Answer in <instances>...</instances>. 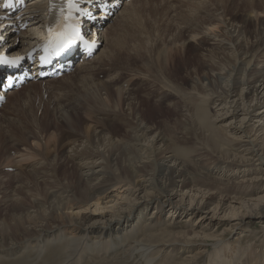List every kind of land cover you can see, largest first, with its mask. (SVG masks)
I'll use <instances>...</instances> for the list:
<instances>
[{"label":"bare ground","instance_id":"1","mask_svg":"<svg viewBox=\"0 0 264 264\" xmlns=\"http://www.w3.org/2000/svg\"><path fill=\"white\" fill-rule=\"evenodd\" d=\"M57 1L30 0L28 7L22 12L24 16L21 19L31 23L23 30L18 29L16 17L3 18L1 15L6 12H1L0 32L3 33H0V54L23 59L22 55L31 48L32 41L45 35L41 25L45 24L47 16L51 21L57 6L65 2ZM138 1L140 0H129L124 3L123 0H85L82 7L86 15L90 16L86 24L93 22L91 35L87 34L85 39L96 44L97 50L101 49L93 55L95 46L83 49L76 43L74 54L72 53L73 61L79 58L75 70L90 66V71L94 74L95 70L102 72L103 69L118 70L117 67H120L118 71L129 73L122 81L118 83L120 76H117V71L109 74L107 72L104 79L97 78L98 80L93 82L92 91H85V96L90 95V98L79 100L74 108L70 105L67 109L62 106L60 111L57 108L59 114L54 124L62 130L58 135L48 129L49 123L43 125L48 131L39 135L40 129L37 131L32 121L27 125L18 119L15 123L2 117L0 123H3L5 129L3 127L2 130H5L6 134L0 136V142L5 141V148H8L6 143H10L13 148L8 149L4 165L18 167L22 175H27L31 168L36 172L38 168L39 177H43L41 181L48 185V188L42 195L46 201L33 199L27 203L23 196L20 202L12 204L13 213L8 216V222L0 226V264H264V138L262 140L258 135L264 130V61L260 59V46L239 41V33L234 37L223 36L211 34L214 27L193 26L196 32L188 33H192L189 34L191 38L199 36L195 45L200 47L203 53L216 49L222 56L231 58L236 65L233 63L227 69L218 67L214 75L224 79L220 80L221 82H226L221 87L213 88L203 95L197 92L187 93L182 88L183 85L180 87L176 82L175 85L168 76V71L173 69L174 63L184 61L186 44L178 43L180 47L176 41L170 46H160L153 39L159 46L154 49L153 54L149 48L143 46L148 43L140 41L142 37H129L127 33L128 40L123 42L114 34V30L122 28L121 23L124 28L131 25L132 28L136 27L138 19L142 18L138 17ZM101 5L108 6L106 17L97 11ZM32 12H36L35 16L28 17L27 13ZM55 18L59 24L57 15ZM112 20L119 24L114 22L115 25L111 23L113 26L109 27L108 24ZM141 28L145 31L144 27ZM5 33L7 38H4ZM141 46L148 53V60H145ZM81 57L83 59H80ZM119 57L125 58L126 61L137 57L142 59L143 62H140L149 74L145 79L148 76L156 81L154 89L158 86L160 90L157 89L159 93L155 94H161L160 98L153 100L154 93H146L145 96L140 94L137 98L125 91L123 83L127 85L128 81H132L133 73L128 69L129 66L125 68L124 65H117ZM137 66L136 72L140 68ZM215 67L213 69L217 68ZM155 68L157 76H154L156 73L153 74ZM14 69L13 64L0 62V94L7 98L13 94L15 88L6 93L1 90V86L5 77L13 74ZM241 72L244 76L247 74L246 78L240 77ZM90 74L85 75L91 78ZM142 74L138 70L140 78ZM142 77L144 78L145 74ZM151 80L147 82L150 84ZM204 91L207 92V89ZM171 95L180 100L188 96L193 104L194 115L201 131L197 130V137H201L195 146L188 145L191 136L172 141L157 127L158 123L169 120L163 117V114L175 108L169 102ZM210 97L214 98V101ZM129 99L136 102L126 104V111H129L127 113L122 105ZM229 109L234 119L240 118V126H230L227 133L225 126L220 128L216 121ZM77 111L81 112L82 118L76 115ZM222 111L224 113L220 114ZM248 117V122L256 119L254 122H258L257 129H253L254 124L248 129V122H244ZM155 118L160 120L155 122ZM259 121L263 123L260 124ZM112 122L114 123L111 124ZM242 125L245 126L241 128ZM126 127H130L132 131L124 132ZM252 130L253 135H249ZM110 133L120 134L129 140L133 145L132 149L111 143L105 151L100 150L106 135L111 139ZM243 137L247 139L243 140ZM68 147L71 148L69 152L66 150V159L70 162L78 159V162L73 164L78 180L75 177L76 182L62 185V178L56 170L38 156L40 152H58ZM122 152L128 164L122 168H113L117 163L114 161L119 160ZM131 152L133 155L129 156ZM98 159L101 161L98 162ZM33 163L39 166L35 167ZM47 165L50 167L48 170ZM28 167L31 168L26 170ZM46 171L49 172L47 176ZM69 171H62L64 179L67 174H71ZM22 184L19 189L25 187ZM30 204L34 205L32 210L29 209ZM210 205V210L205 211ZM50 207L52 210L49 212L47 210ZM93 211H97L98 215L94 216ZM202 211L203 216L200 215ZM196 214H199L197 218ZM253 219L261 223L260 231L263 236L257 241L245 244L244 241L247 242L256 236V233H247L243 229ZM219 227H222L220 231Z\"/></svg>","mask_w":264,"mask_h":264},{"label":"rangeland","instance_id":"2","mask_svg":"<svg viewBox=\"0 0 264 264\" xmlns=\"http://www.w3.org/2000/svg\"><path fill=\"white\" fill-rule=\"evenodd\" d=\"M229 1L230 0H179V1L178 0H140L136 3L138 6V7L137 6L136 7H137V11H139L138 17L140 16V18L141 17L142 18H141V20L138 19L139 22L136 24V27L132 28V25H131V26H127L126 28H124L122 23H121L120 26L122 28L118 27V29L116 31L114 30L113 32L123 42L128 40V38H126L127 36L130 37L131 35H133V36H135V38L142 37L143 39L140 38V41H146L148 43L147 45L145 44L143 46H145L147 49L149 48L148 50L150 52L152 51L151 53H153V51L155 52L154 49L159 47V46H157L158 44L160 46H166V45L170 46L171 44H174L176 41H177L176 42L177 44L178 43H181V45L186 44L185 45L186 49L184 51V57H183L184 61L182 63L181 62L180 63H174L173 69L168 71V76L172 79V80L171 79L170 80L175 85H177L176 83H178V85H180V87H182V85H183L182 88L184 90H186L187 93L188 92H193V93L197 92L198 94L203 95L205 92L206 94H208L211 90H213V88H216L219 86L221 87L222 85H224L226 83L225 81L224 82L220 81V80H224V79H221L220 77L216 78V75H214L215 72L217 71L218 67L222 66L223 68L227 69V67L230 68L233 63H234V65H236V63L231 58L228 59L227 55L222 56V54H220L218 51H216V49H212L209 53L204 52L205 55H203L204 53L200 49V47H197L195 45V42L199 40V38H198L199 36H195V38H191L189 35V34H192L193 32H196L195 31L196 28H193V26L198 27V25H199L201 27L204 26L205 28L214 27L210 33L211 34H219V35H223V36L234 37L236 35V33H239V36H238L239 41L243 40L244 42H247L249 45H252V43H253V44L260 46V51H261L260 59L262 61H264V32H263L264 31V16H263L264 15V0H245V2H244V0H231L230 2ZM243 9H245V10H243ZM98 10L99 9L97 8V11ZM255 12L257 14H255ZM245 15H247V16H245ZM114 22L116 23V21H114ZM114 22H113V20L110 21L108 24L109 27L112 24L115 25ZM195 23H196V25H195ZM257 23H258V25H257ZM116 24H119V23H116ZM186 24H188V25H186ZM218 24H219V26H218ZM108 25L106 27H108ZM141 27H144L145 31H143V29ZM128 28H132V29H128ZM137 28H138V31H137ZM164 28H165V31L163 30ZM104 29H105V27H104ZM151 29H152V31H150ZM158 29H159V31H157ZM160 29L163 31L160 32L161 31ZM175 29L177 32L175 31ZM254 30H256V31H254ZM168 31H169V34L171 37L168 36L169 35ZM157 32H158V34H157ZM188 32H192V33H188ZM127 33H129V35L126 36ZM180 33H181V35H180ZM87 34H88V31L84 35L85 38H86ZM122 34H123V36H122ZM124 34H125V36H124ZM173 34H177V35L175 36ZM186 34H188V35H186ZM187 36H189V37H187ZM251 36L253 37V39ZM123 37H125V38H123ZM156 37H157V39H156ZM166 37H167V39H169V41L166 39ZM176 37L178 39H175ZM257 37H258V39H257ZM163 38H164V40H163ZM170 38H171V40H170ZM153 39H154V41H156L157 45L155 44ZM173 39H175V40H173ZM179 39H180V41H179ZM182 39H184L185 41ZM231 39L233 40V38H231ZM172 40H173V42H172ZM161 41H163V42H161ZM166 41H168V42L171 41L172 43L171 42L168 43ZM164 43H165V45H164ZM13 44H15V42ZM142 44H144V43H141V45ZM177 44L175 45L177 48H179V46L181 47V45L178 44L179 46H177ZM153 45H156V46L153 47ZM143 46L140 47V50L142 52L144 51L143 52V53H145L144 58H145V60H148V57L146 56V55H148V53L142 49ZM1 47L2 46H0V48ZM100 49L101 48H98V50L96 49L95 51L98 52ZM11 50L15 51L16 49H11ZM94 53H93V55H94ZM196 54L198 56H196ZM146 57H147V59H146ZM117 59L120 60L117 64L118 66L124 65L125 68H128L127 66H129L128 69L131 70L133 74H136L134 76L132 73H130V74H132V81H128L127 85L125 82L123 83L124 84L123 88H126L125 91L130 92V95L132 93V95H131L132 97L136 96L137 98H139L140 94H141V96H145L146 93H150L151 95H152V93H154V95H152V96H154V97H152L153 100L160 98L161 94L156 95L159 93V90H160L158 88V86L156 85L157 89H159L158 91L156 88H155L156 90L154 89L156 81L152 77H150V79H149L148 76H147V79H145L146 75H149V74L146 73L145 68H144L145 66H143L141 63V62H143L142 59H139V57L134 58L135 61L133 59L126 61V59L123 57H119ZM153 61L154 60L152 59V62ZM227 62H229L230 64H228ZM124 63H126V64H124ZM219 63H220V65L218 66ZM139 64H141L142 66ZM154 65H155V63H153V66ZM229 65H231V66H229ZM136 66H137V68L140 67L139 69H137V72L135 70ZM213 66L214 67L216 66L217 68L215 67L216 69H213L214 68ZM133 68H134V70H133ZM141 68H143V69H141ZM117 69L119 70L120 67H117ZM156 69L157 68H155L153 71V74L156 73L154 76H157V72H156L157 70ZM90 70H91L90 66H86L85 68L80 69V70H74L73 72L72 71L67 72V74L64 75L66 78L64 76H61L62 78L59 76V77H53V78H49V79H40L38 81H36V80L35 81H29L26 83V85L21 86L19 88H16L12 92L13 94L10 95L8 98L6 97V101L0 106V121L2 122V117H5L8 120L13 121L15 123L18 120L24 121V124H27V125L34 122L33 124L37 128V131L40 129L38 131L39 135H43L46 131H48V129L52 130L53 132H55L56 135H58L57 133H60V131H62V130H59L57 128V125L55 126V124H54L56 117L59 114L58 109L60 111L62 106L67 109L68 105H70L72 108H74L75 103H77L79 100L84 99V98H87V99L90 98V95L86 94L87 97L85 96V91H92L93 90V82L97 81L98 79H102V78L104 79L106 77L105 74H107V72L109 74V72L114 73L115 71H117L118 72L117 76H120V78L118 79V83L123 80L122 79L123 77H125L127 74H129L127 72H124V73H126V74H124L123 72H121V70L118 71L115 68L113 70H109V71L107 69L106 70L103 69L102 72H100V70H98V71L95 70L96 72L93 71L94 74ZM138 70H139V73L141 71V74H142V72H144L143 73V74H145L144 78L142 77L143 74H142L141 78H140V76H138ZM80 71H81V73H80ZM134 71H135V73H134ZM211 71H214L213 74L210 73ZM222 72H224V71H222ZM88 73H91L90 74L91 78L86 76V75H88ZM241 73L242 74L240 75V77L243 78V76H244L243 72H241ZM223 75L224 74L222 73V76ZM226 75L227 74H225V76ZM246 75L244 76V78H246ZM79 76H80V78H79ZM137 76H138V78H136ZM151 78L153 79V81L151 80ZM150 80H151V83H150L151 86L149 87ZM81 81H83V82H81ZM145 81H146V84H145ZM147 81H149V82H147ZM154 81H155V84H154ZM220 82L223 84H221ZM53 83H54V85H53ZM118 83H116V85H115L116 87H117ZM143 83H144L145 87H144ZM201 83L204 84L203 85L204 87L206 85L205 88L207 89V92L204 91L206 89L202 86ZM52 86H54V87L51 88ZM88 86H89V88H88ZM202 87H203V89H202ZM150 89H151V92H150ZM217 90H219V88ZM144 91H145V93H143ZM147 91H149V92H147ZM40 92H41V94H39ZM155 92H156V94H155ZM160 92H162V91H160ZM217 94H219V93H217ZM162 95H163V93H162ZM173 97L171 95L169 102L172 104V106L174 105L175 108L168 110V111H166V113L163 114V117H165L169 120H167L165 123H163V122L158 123L159 125H157V127L160 128V130L162 131V134L165 137H167V135H168V138L170 137V139H172V141H180V140L186 139L187 137H185V136H187V135L191 136V138L189 139V141L191 143L189 142L188 145L195 146V144L198 141H200L201 136L197 137V134H198V132H201V131L199 130L197 120H196L195 115H194L193 104L189 100L190 98L188 96L184 97L181 100L178 97L177 98H175V96H173ZM48 98H49V100H48ZM210 98L214 101V98H212V97H210ZM177 99H178V101H177ZM179 101H181V103H179ZM54 102H55V104H54ZM130 102L133 103L136 101H134L133 99H129L125 104L122 105V108L124 111H126V108L128 107L126 104H129ZM175 102H176V105H175ZM170 103H167V104H170ZM49 106H51V108ZM218 108H219V106H218ZM75 113L79 118L83 117V115H81L80 111H77ZM127 113H129V111ZM223 113H224V111H222L220 114H223ZM230 114H232V111H230V109H229V111H226L223 116H219L217 121H216V124L218 126H220V128L223 129V126H225L224 128L226 129L225 131L227 133H229V128H231L230 126H232V127H235L237 125L240 126V124L238 123V120L240 118L234 119L232 117V115H230ZM45 116L47 119L45 118ZM176 118H177V120H176ZM45 119H46V122H45ZM132 119L133 118L130 115V120H132ZM158 119L159 118H155L154 121L156 122ZM48 120H50V121H48ZM248 120H249V117L246 118V120L244 122H248ZM255 120L256 119L249 121L247 123V124H249V125H247V126H249L248 129L251 128L252 124H254L253 129H257L258 122L257 123L254 122ZM115 122H118V121H115ZM176 122L178 125L176 124ZM47 123H49L50 125L48 126V129L46 130V128H45L46 126L44 127L43 125H45ZM113 123L114 122H112L111 124H113ZM259 123L261 124L263 122L259 121ZM51 125L52 126L54 125V126L51 128L50 127ZM0 126H1L0 136L2 137L3 135L5 136L6 133L4 132L5 130H2L4 127L3 123H0ZM244 126L245 125H242L241 128H243ZM172 127L174 128V132H173ZM263 127H264V124H263ZM4 129H5V127H4ZM54 129L56 131H54ZM102 130L104 131L103 128H102ZM197 130H198V132H197ZM70 131H72V130H70ZM123 131L130 133L132 130L130 127H126L123 129ZM168 131L170 133H168ZM253 133H254V130H252L249 135H253ZM109 135H110L111 139H108L109 136L106 135V138L104 140V144L101 146L100 150L104 149V151H105L108 147H110L111 143H116L118 145V147L126 146L128 149H132L131 148V147H133V145H131L132 143L129 142V140L123 138L122 135H120V134L117 135L116 133H114V134L110 133ZM258 135H260V137H262V140H263L264 130H261L258 133ZM197 139H199V140H197ZM246 139H247V137H243V140H246ZM1 142H2V145H1ZM1 142H0V226H1V224L5 225L6 222H8V219H7L8 216L11 213H13L12 204H15L17 201L20 202L22 200L23 196L25 197L27 203H28V201L33 200V199H35V201L36 200L39 201V199H41L40 200L41 202L46 201L42 195H43L44 191H46L48 188V185H46L45 183H42L41 180L43 179V177L42 178L39 177L40 173H38L39 172L38 168L37 169L35 168L36 172H37L36 173L34 170H32L31 167H28V168H26V170L31 168V171H28L27 175H22L19 173L18 167L5 166L4 165L5 155L8 152V149H13V148L9 145L10 143H6V147L8 146V148H5V146H3L5 141L3 142V140H1ZM2 147L4 150H2ZM70 148L71 147H68L66 149H62L61 151H58V152H60V154L58 152H52V153L51 152H49V153L40 152L39 156H38L39 158H41V160H44L45 163L46 162L50 163V167H52L53 170L54 169L56 170L59 177L62 178V180L60 181V182H62V185H66L67 183H71V181H75V177H76V180H78L77 179V172H76L75 166H74L75 163L78 162V159H75L74 161H72L73 163L70 162L68 159H66V155H65L67 153L66 150H68V152H69ZM2 152H3V155H2ZM11 152H13V151H11ZM115 154H116V151H114V155ZM1 155H2V157H1ZM132 155H133V153L131 152L129 154V156H132ZM125 158L126 157H123V152H122V155L119 157V160L114 161V163L115 162H117V163L113 166V168H117V169L122 168L123 166L128 164L127 161L125 160ZM2 160H3V162H2ZM59 160L62 162H60ZM100 161L98 159V162H100ZM33 164H35V163H33ZM41 164H44V163L42 162ZM36 166L38 167L39 165L35 164V167ZM50 167L48 166L46 169L48 170V168L50 169ZM63 170L64 171L70 170L69 173H71L70 175L67 174L65 179H64L63 173H62ZM71 171H73L75 173V175ZM47 172L48 171H46V173H45L46 176L49 173V172L48 173ZM16 175H19V176L16 177ZM23 176H24V178H23ZM19 183L20 184L23 183L22 186H25V187H20V189H19V186H20ZM31 192H32V194H31ZM30 205H29V209L32 210L34 208V205L33 204H30ZM211 205L204 210L205 211L210 210ZM9 206H12V207H9ZM51 210H52V208L50 207L47 211L50 212ZM149 212L150 211L148 209V211H147L148 216H149ZM203 212L204 211L200 212L201 216L204 215ZM93 214H94V216H97L98 212L93 211ZM164 216H165V213H164ZM198 216H199V214L195 215L196 218ZM260 224L261 223L258 222L256 219H253L250 224L245 225V227L243 229H245L247 233L248 232L256 233L255 237L250 238L249 241H247V242L244 241L245 244H247L249 242L257 241L260 236H263L262 232L260 231ZM221 229H222V227H219V231ZM240 237L241 236L239 235V238Z\"/></svg>","mask_w":264,"mask_h":264},{"label":"snow or ice","instance_id":"3","mask_svg":"<svg viewBox=\"0 0 264 264\" xmlns=\"http://www.w3.org/2000/svg\"><path fill=\"white\" fill-rule=\"evenodd\" d=\"M76 35H78V32L75 28H71L70 32L66 30L65 32L60 33L57 37V40L55 41L57 49L63 50V48L66 47L68 43L72 42L73 37Z\"/></svg>","mask_w":264,"mask_h":264}]
</instances>
